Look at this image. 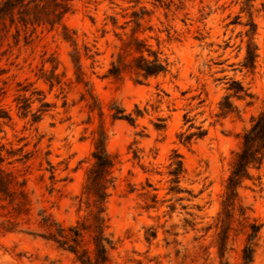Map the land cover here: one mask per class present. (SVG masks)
<instances>
[{
	"label": "rangeland",
	"instance_id": "rangeland-1",
	"mask_svg": "<svg viewBox=\"0 0 264 264\" xmlns=\"http://www.w3.org/2000/svg\"><path fill=\"white\" fill-rule=\"evenodd\" d=\"M69 6L63 24L77 31L80 47L94 45L99 54L93 65L91 60L82 62L103 116L97 109L90 112L82 99L85 88L75 82L70 47L59 37L61 27L51 33L38 28L29 46H24L21 31L15 46V28L9 21L6 27L0 24V111L11 118L0 119V145L4 157L14 156L3 168L25 174L31 200L29 214L18 219L13 233L3 234L1 223L15 220L2 217L7 211L0 210V264H79L40 237L39 213L44 210L64 226L88 216L91 202L82 193L101 131L115 161L107 204L109 233L116 243L110 264H241L245 236L238 224H233L223 259L217 254L215 226L238 136L264 108V0L253 8L260 55L254 74L240 72L248 15L241 13L237 0H72ZM142 8L148 16L136 26L133 13ZM134 31L168 60L169 74L143 83L128 73L120 80L104 78L120 51V38L127 41ZM51 55L63 83L52 89L38 80L44 72L49 75L50 63L41 70V62ZM231 79L248 89L252 104H247L250 99L231 98L238 116L219 119V104ZM20 95L30 98L37 123L31 116L20 117ZM113 103L127 113L137 105L144 116L134 126L113 120ZM185 115L207 131L190 146L178 139L189 127ZM158 124L164 129L158 130ZM20 158L24 162H16ZM175 159L183 162L186 175L178 185L183 193L173 196L168 194L167 172ZM251 176L239 195L250 219L263 225L252 264H264V165L251 170ZM151 196H157L156 204Z\"/></svg>",
	"mask_w": 264,
	"mask_h": 264
},
{
	"label": "trees",
	"instance_id": "trees-1",
	"mask_svg": "<svg viewBox=\"0 0 264 264\" xmlns=\"http://www.w3.org/2000/svg\"><path fill=\"white\" fill-rule=\"evenodd\" d=\"M71 1L0 0V24L6 27V22L9 21V27L15 28V34L13 35L15 46L20 44L21 31L24 32V46H29L33 42L32 36L38 28H41V33L44 31L51 33L61 27L62 32L59 37L70 47L68 56L75 82L85 88L86 95H82V99L88 104L87 107L90 112L97 109L99 116H103L101 105L99 104L97 108L95 106V97L92 94L90 82L85 80L82 62V60H91L93 65L99 55L98 51L94 45L90 47L86 43H82L80 47L77 31L63 24V18L69 13ZM256 1L258 0H237L242 5L241 13L248 15V21L245 25L248 27L245 32L247 41L244 57L240 62V72L246 71L250 74H254L260 57L259 48L255 42L257 26L253 21V8ZM140 11V13H133L136 26H141V21L148 16V12L144 8ZM113 26H116V22H113ZM103 33L106 32L103 30ZM136 33L138 32L134 31L127 41L120 38L122 46L115 58L112 55L113 60L110 62V67L103 76L104 78L120 80L123 74L128 73L136 76L138 83H143L149 79H156L169 74L170 64L168 60L162 59L160 53L152 51L146 41L137 37ZM115 36L118 37L117 34ZM52 59L51 55V60L46 59L41 62V70L44 69L47 63H50L49 75L44 72L42 76L38 77V80H42L51 89L55 85L60 87L63 85L56 73L57 65L54 64ZM226 83L229 85L226 89L228 95L219 104V114L217 115L219 119L238 116L236 108L230 101L231 98L241 101L250 99L251 101L247 102L248 105L252 104L253 100V95L240 82L231 79ZM86 96L89 97L92 103L87 100ZM17 101H20L17 103L20 117L26 119L31 116L32 122L37 123V115L31 112L30 98L20 95ZM42 107L49 106L43 103ZM109 111L113 120L126 121L133 126L138 118L144 116V111L140 110L137 105L132 113H127L123 108L113 103L109 106ZM0 119L11 120L10 116L4 111H0ZM159 121L163 120L159 119ZM184 123H189V127L186 132L178 136L181 144L190 146L206 135L207 131L202 126H194L193 120L188 118L187 115L184 116ZM156 127L158 130L164 129L161 124L156 125ZM192 129H195L196 132H191ZM238 139L239 147L232 154L229 175L223 185L221 209L217 215L215 226L219 239L216 247L218 257L223 259L230 233L233 231V224L237 223L240 231L245 236V243L241 250V264H252L263 225L250 219L247 214L248 209L242 204L239 190L246 180H253L251 170L260 171L264 165V108L256 116L251 117L249 128L244 130L238 136ZM105 144L106 134L101 131L100 137L94 142L95 150L92 153L94 163L86 173L82 193L91 202L92 208L88 216L77 220L74 225L64 226L53 219L51 215H47L44 210L39 213V228L44 232L40 237L54 244L58 250L72 254L79 264H110L109 253L116 246L112 235L109 233L107 215L109 190L114 187L115 183L113 176L115 161L107 152ZM7 155L9 158L14 157L10 153ZM9 158L3 156V146L0 145V210L7 211V214L2 217L7 218L9 216L15 220L11 221L7 218L1 223L3 234L15 232L13 227L19 225L18 219L27 216L31 208V200L27 192L28 181L25 174H22L19 170L9 171L3 168ZM24 159L20 158L16 162L22 163ZM8 165H13V162H9ZM167 175L171 184L168 194L175 196L183 193L178 187L181 179L186 175L183 162L173 160L168 166ZM151 199H154L153 203L156 204L157 196H151ZM148 209H154V207L148 206ZM151 237L154 238L155 236L151 235Z\"/></svg>",
	"mask_w": 264,
	"mask_h": 264
}]
</instances>
